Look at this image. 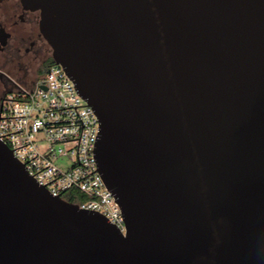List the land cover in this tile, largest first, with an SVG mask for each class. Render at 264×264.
I'll return each mask as SVG.
<instances>
[{
  "label": "water",
  "instance_id": "obj_1",
  "mask_svg": "<svg viewBox=\"0 0 264 264\" xmlns=\"http://www.w3.org/2000/svg\"><path fill=\"white\" fill-rule=\"evenodd\" d=\"M95 110L125 233L0 139V264H264V0H21Z\"/></svg>",
  "mask_w": 264,
  "mask_h": 264
},
{
  "label": "built area",
  "instance_id": "obj_2",
  "mask_svg": "<svg viewBox=\"0 0 264 264\" xmlns=\"http://www.w3.org/2000/svg\"><path fill=\"white\" fill-rule=\"evenodd\" d=\"M99 118L56 62L42 78L17 82L0 111V139L53 195L85 194L81 207L97 210L124 233V216L99 171ZM66 199V198H65Z\"/></svg>",
  "mask_w": 264,
  "mask_h": 264
},
{
  "label": "flooded vegetation",
  "instance_id": "obj_3",
  "mask_svg": "<svg viewBox=\"0 0 264 264\" xmlns=\"http://www.w3.org/2000/svg\"><path fill=\"white\" fill-rule=\"evenodd\" d=\"M51 57L40 30V11L21 0H0V111L7 92L17 82L33 81Z\"/></svg>",
  "mask_w": 264,
  "mask_h": 264
},
{
  "label": "trees",
  "instance_id": "obj_4",
  "mask_svg": "<svg viewBox=\"0 0 264 264\" xmlns=\"http://www.w3.org/2000/svg\"><path fill=\"white\" fill-rule=\"evenodd\" d=\"M54 62L53 58L51 57L50 63ZM65 198L69 201H73L75 203H81L82 199L85 198V194L80 192L79 190H71L65 195Z\"/></svg>",
  "mask_w": 264,
  "mask_h": 264
},
{
  "label": "rangeland",
  "instance_id": "obj_5",
  "mask_svg": "<svg viewBox=\"0 0 264 264\" xmlns=\"http://www.w3.org/2000/svg\"><path fill=\"white\" fill-rule=\"evenodd\" d=\"M46 69L43 72H41L38 75H36V77L39 78V79L42 78L44 76V74L46 73Z\"/></svg>",
  "mask_w": 264,
  "mask_h": 264
}]
</instances>
